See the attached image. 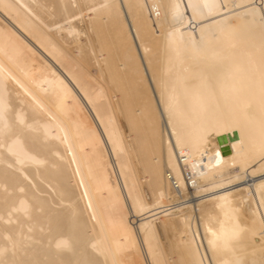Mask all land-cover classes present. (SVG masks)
<instances>
[{
    "label": "bare ground",
    "instance_id": "obj_1",
    "mask_svg": "<svg viewBox=\"0 0 264 264\" xmlns=\"http://www.w3.org/2000/svg\"><path fill=\"white\" fill-rule=\"evenodd\" d=\"M0 264H264V0H0Z\"/></svg>",
    "mask_w": 264,
    "mask_h": 264
}]
</instances>
